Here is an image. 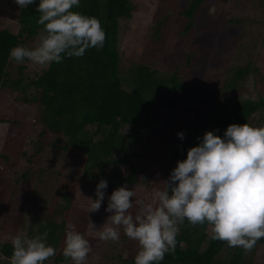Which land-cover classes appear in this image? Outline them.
I'll use <instances>...</instances> for the list:
<instances>
[{"label":"trees","instance_id":"1","mask_svg":"<svg viewBox=\"0 0 264 264\" xmlns=\"http://www.w3.org/2000/svg\"><path fill=\"white\" fill-rule=\"evenodd\" d=\"M204 4L205 0H191L187 8L180 12L189 21L184 33L194 27V16ZM36 8L37 5L33 4L22 9L19 33L6 29L0 31V93L8 92L22 104L37 106L36 121L41 124L42 132L32 156L26 153L25 142H21L19 149L10 153V148H13L11 143L15 139L6 138L4 145L7 150L0 153V172L2 167L6 169L3 163L16 167L24 157L27 163H31L34 159L43 158L44 154L48 156L54 147L53 140L63 139V143L56 146L57 150L52 153L54 161L63 160L61 171L54 175L58 186L50 194L35 197L38 206L41 202L42 206L40 211L35 212L25 235L32 236L47 230L48 242L56 248V255L46 264H70L71 261H66L63 256L65 227L72 222L82 229L80 223L85 219L81 218H86L85 211H78L75 206L76 194L80 192L88 201L87 197L95 193L99 181L105 179L108 181L104 203L107 207L108 196L124 184L134 190L144 185L151 189L159 186L162 179L156 180L154 184L151 181L142 182L151 169L148 162L151 153L148 152L152 150L149 146L143 148L144 134L152 131L155 125L152 120L155 103L162 96L186 93L190 87L179 70L165 75L140 62L121 66L119 28L121 21L133 18V0H81L76 10L96 16L102 23L106 32L103 48H90L81 57L52 63L35 78L24 74L27 67L22 63L13 76L10 68L14 60H9L10 49L18 44L24 45L26 38L42 32L43 26L36 22L39 15ZM239 23H242L241 19L229 20V25ZM164 25L165 21L157 24V35H162ZM226 73L220 85L222 89H218V93L224 95L244 89L249 77L253 76L254 81L258 82L257 78L261 76L252 63ZM229 104H213L212 108L219 114L218 117L198 125L192 137L183 141V149L173 150L169 163L171 166L177 158L186 159L188 149L196 146L199 143L197 138L203 137L207 131H214L223 137L230 124H251V119L256 116L258 125L264 126L263 96L242 99L231 95ZM0 123L7 121L0 118ZM11 154L12 158L9 156ZM159 173L167 174L165 180L169 177L168 172ZM155 174L153 171L152 175ZM23 177L27 178V174ZM47 196L52 197L48 199ZM61 198L64 199L63 204L59 203ZM8 211L6 206H0L1 215L5 213L3 216H7ZM207 228V225L193 226L187 222L181 225L175 251L166 254L160 264H216L217 258L228 245L225 241L213 239L212 234L207 233ZM258 245L264 246V238L258 240L252 250ZM233 249L225 264H252L246 251L240 247ZM11 253L12 243H0V257L9 258ZM134 257L128 255L124 259L120 255L119 259L121 264H134Z\"/></svg>","mask_w":264,"mask_h":264},{"label":"rangeland","instance_id":"2","mask_svg":"<svg viewBox=\"0 0 264 264\" xmlns=\"http://www.w3.org/2000/svg\"><path fill=\"white\" fill-rule=\"evenodd\" d=\"M190 1L133 0V18L120 23L121 66L126 67L140 62L149 65L152 69H158L165 75H171L174 70H179L190 87L186 93L162 96L155 103V108L152 110L154 113L152 120L155 125L152 131L144 134L142 141L143 148L149 146L152 149L148 152L151 153L148 159L151 169L145 174L142 181L144 183L151 181L154 184L156 180L162 179L159 186L164 185L162 181L167 174L159 172H168L170 175L169 171L177 166V161L185 159L177 158L173 166L169 164L173 150L183 149V141L192 137L198 125L218 117L219 114L212 108L215 102H220L221 105L227 103L230 106L231 95L242 99L264 97V2L205 0L204 6L194 16V27L188 33H184L189 21L180 12L187 8ZM21 11L15 0H0V31L6 29L15 34L19 33ZM239 19L242 23L229 25V20ZM160 21H165L161 36L156 32ZM41 33L26 38L24 46H36ZM250 63L261 73L257 78L258 82L254 81L252 76L241 91L227 95L218 93L226 72ZM20 64L22 63L13 61L10 68L13 76L16 75ZM24 64L27 67L24 74L32 78L37 77L49 66L37 65L29 61ZM13 97L8 92L0 93V118L7 121L0 123V153L7 150L4 145L5 139L14 137L10 153L18 150L21 142H25L24 149L29 156H32L35 154V144L42 132L41 124L36 121L37 106L22 104ZM257 120V116L251 119V125L259 126ZM181 131L185 134L183 140L177 135ZM53 141L54 147L51 152L48 156L44 154L40 160L34 159L31 163H27L24 157L16 167L2 164L6 169L2 167L0 172V206H6L9 211L7 216H3L5 213L0 214V243H12L11 238L17 233L25 235L35 212L42 206V202L38 206L35 197L50 194L58 186L54 175L61 171L63 160L60 158L54 161L52 153L57 150L56 146L63 143V139ZM48 147L51 148V145L49 144ZM9 156L12 158V154ZM153 171L156 172L155 175H152ZM24 174H27L25 179ZM159 186L153 189L145 185L138 187L135 189L136 196L133 200L150 197ZM76 196L75 206L78 211L84 210L86 217L82 216L81 219L85 221L80 223L82 229L77 227V230H83V233L87 234L90 231V221L97 227L102 226L110 215L105 211L106 195L101 208L91 213L90 201H87L80 192ZM47 197L51 199L52 196ZM90 197L95 199V193ZM59 203L63 204L64 199L61 198ZM138 207L139 205L134 203L130 211L136 213ZM74 215L76 216L77 213ZM21 220L25 223L22 224ZM207 233L212 234L210 227L207 228ZM87 238L92 247L87 264H121L120 255L124 259L128 255L134 257L138 251V243L124 235L122 230L118 242L102 241L94 235H89ZM233 250V247H226L217 258L216 264H225ZM246 254L252 260V264H264L263 245H258L254 251H247ZM0 264H10L9 258L0 257Z\"/></svg>","mask_w":264,"mask_h":264},{"label":"clouds","instance_id":"3","mask_svg":"<svg viewBox=\"0 0 264 264\" xmlns=\"http://www.w3.org/2000/svg\"><path fill=\"white\" fill-rule=\"evenodd\" d=\"M21 8L36 4L37 24L42 33L34 47L16 45L9 60H25L42 66L65 58L81 57L90 48L101 49L106 32L100 19L76 9L81 0H15ZM183 140V131L177 133ZM199 143L188 149L187 157L177 161L164 187L145 199L134 201L136 192L127 184L108 196L105 211L110 213L102 226L90 221L86 234L74 223L65 227L63 256L72 264H87L92 252L89 235L102 241L118 242L123 234L138 243L134 264H160L176 249L181 225L185 222L207 225L212 238L229 247L251 251L264 238V126L230 124L223 137L207 131ZM108 181L96 185L90 213L105 200ZM138 204L133 214L130 209ZM10 264H46L56 255L48 242V231L32 236L17 233L11 238Z\"/></svg>","mask_w":264,"mask_h":264}]
</instances>
